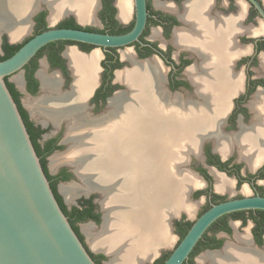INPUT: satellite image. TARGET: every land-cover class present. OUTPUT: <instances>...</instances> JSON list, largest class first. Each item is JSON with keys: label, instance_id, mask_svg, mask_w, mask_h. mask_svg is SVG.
<instances>
[{"label": "flooded vegetation", "instance_id": "1", "mask_svg": "<svg viewBox=\"0 0 264 264\" xmlns=\"http://www.w3.org/2000/svg\"><path fill=\"white\" fill-rule=\"evenodd\" d=\"M255 1L264 10V0ZM147 12L146 28L139 41L128 47L99 48L87 44L90 47L87 51L82 43L59 41L64 43L55 42L56 45L52 48L47 47L50 44L47 45L31 60L33 64L29 63L31 69L36 65L32 72V77L37 82L34 89L30 87L26 67L18 88L8 77V81L14 86L18 103L31 125L30 135L44 170L60 203L66 207L72 226L93 256H104V259H94L98 264H105L107 256L103 252H93L83 228L89 223L101 225L99 199L102 194L94 192L90 196L86 195L87 187L78 178L74 165L61 161L52 167L51 163L53 158L67 152L69 132H81L83 135V132L88 131L93 136L106 126H114L115 129L124 126L120 124L124 119L128 127L134 126L133 119L138 114H134L133 108H141L142 100L139 98V102L131 96V90L120 75L130 70L135 61L155 64L154 70H151L155 80L154 89L159 90V95L160 91L164 95L169 94L170 104L177 99V109L183 113L189 110L197 113L200 109L211 113L215 109L219 111L216 131L208 133L199 142L202 145L200 155L191 156L192 160L188 165V168L198 173L196 177L200 181V186L194 189L190 200L198 203V208H202L193 215L180 211V216L176 214L172 217L170 227L171 231L175 229L178 233V242L162 259L166 261L170 257L193 224L213 205L245 198H264V16L256 3L254 0H147ZM50 15V10L43 5L33 17L31 37L44 28H61V25L71 20L79 27L112 35L126 34L136 23L135 6L132 4L129 17L123 20L120 17L119 0H101V7L93 23L102 27L82 26L73 13L50 24ZM184 34L188 42L177 43V36ZM4 41L10 45H18L25 40L18 44H11L9 39ZM4 41L0 55L4 54ZM70 49L83 56L94 53L100 55L96 83L84 102L76 104L71 110L67 109L64 117L61 114L58 117L56 112L47 107L43 108L39 117L34 116L28 106H25L22 94H39L37 99L41 96L43 89L39 67H43L44 59L47 62L46 68L61 79L62 89L69 91L74 82L66 56ZM217 50L218 54L227 53L223 68L218 66V78L212 79L211 84L198 81L206 75L203 64L214 65L217 62ZM125 52L131 53L132 58L125 57ZM121 111L125 112L120 113ZM121 133L120 136L125 138ZM224 146L226 149L223 150ZM217 179L223 182V186H218ZM65 186H75L78 191L75 196L79 197L77 202L71 200L70 206L61 189ZM99 189L95 183L89 187V190ZM87 200L91 202L92 214L98 215L100 222L94 218L82 220L72 211L75 208H89L85 203ZM227 245L248 254H251V250L264 252V209L238 210L220 217L206 231L185 264H196V257L200 255L197 260L199 264L203 256L221 253ZM260 264H264V261L261 260Z\"/></svg>", "mask_w": 264, "mask_h": 264}, {"label": "bare ground", "instance_id": "2", "mask_svg": "<svg viewBox=\"0 0 264 264\" xmlns=\"http://www.w3.org/2000/svg\"><path fill=\"white\" fill-rule=\"evenodd\" d=\"M44 1L51 9V20L65 16L68 12L77 14L80 21L92 19L89 7L93 0ZM35 2L36 0L1 1L0 29H6L11 40L19 39L29 29V13ZM129 4L128 0H119L120 17L123 20L129 16ZM187 42L185 34L177 36V43ZM226 54H218L217 50V62L214 65L204 63L206 75L200 77L198 81L211 84L212 79L219 74L218 66L225 65ZM66 56L74 76L72 88L64 91L59 76L48 74L46 66L43 65L39 74L43 84L42 95L39 99L28 102L34 116H39L43 108L47 107L48 110L56 112L57 116L61 114L64 117L67 109L71 110L76 104L84 102L96 83L99 59L97 53L83 56L74 50H69ZM125 57L132 58L131 53L125 52ZM153 64H141L135 61L130 70L120 75L131 90V96L135 100L139 98L142 100L141 108L130 106L135 109L134 114H138L133 119L134 126L128 127L124 119V122L120 121L124 126L117 129L114 126L108 128L106 126L104 130L93 136L85 132L83 135L81 132H69L67 139L76 146L75 150L72 149L73 152H69L68 155L52 159L53 167L61 161L74 165L76 172L83 177L87 190L94 186V183L103 189L105 186L106 189H111L112 183L119 184L118 187L106 192L101 202L105 213V222L101 230L96 231L92 225L83 228L92 248L104 251L110 256L111 260L108 264H139L153 258L161 248L171 245L173 237L170 220L180 211H186L188 214L195 211L196 205L183 199V194L187 189L200 185V181L195 177L184 176L178 179L176 163L178 162V166L180 160L184 159V154L197 151L201 139L217 129L219 111L216 109L214 113L207 112L206 109L197 110V113L193 110L183 113L177 109V99L170 104L169 94L164 95L161 91L160 95L158 94L159 90L154 89L155 80L151 73L155 68ZM17 82L20 86L21 80L17 79ZM164 103H167V106H164ZM121 132L125 138L120 136ZM126 142L128 143L125 144ZM105 151L108 155L106 157L104 155L100 163L97 159H93L90 165L85 160L86 155L97 156L98 153ZM198 151H201L200 146ZM118 176H122L121 179ZM218 186H223L220 179ZM74 187L61 188L68 201L73 200L77 195V188ZM243 251L227 245L221 253L203 256L199 264L205 262L260 264L261 260L264 261V252L251 250V254H248Z\"/></svg>", "mask_w": 264, "mask_h": 264}, {"label": "water", "instance_id": "3", "mask_svg": "<svg viewBox=\"0 0 264 264\" xmlns=\"http://www.w3.org/2000/svg\"><path fill=\"white\" fill-rule=\"evenodd\" d=\"M94 1V17H97L101 0ZM254 2L264 16L262 7L255 0ZM132 4L136 9V23L126 34L112 35L84 29L53 27L38 33L13 56L0 61V264H97L60 205L6 78L20 73L19 78L23 80L24 68L51 43L69 41L99 48H123L139 41L147 24V0H133ZM43 5L50 10L44 0H36L29 13L31 26L33 17ZM69 14L71 13L65 16ZM54 23L50 21V24ZM2 33L8 36L11 44L20 42L27 35L26 33L21 39L13 41L6 29H0V35ZM1 44L2 41V51ZM43 65L47 66L45 59L42 61ZM85 133L88 134V131ZM200 147L202 149V145ZM103 153H98L97 156L86 155L85 160L90 165L93 159L100 163L104 155H108L106 151ZM193 155L196 154H191L180 169L189 176L196 177L198 173L188 168ZM77 176L85 183L83 177L79 174ZM121 177L118 176L119 179ZM112 184L111 189L119 185L117 182ZM99 188L85 190L86 195L99 192L103 199L106 192L111 191L106 186L104 189L100 186ZM195 188L186 190L185 194L190 198ZM244 209H264V198H245L213 205L193 224L164 264H185L214 222L223 215ZM101 213L102 228L105 222L102 205ZM181 213L177 215L180 216ZM106 255L110 261L109 255ZM156 256L139 264L152 263Z\"/></svg>", "mask_w": 264, "mask_h": 264}, {"label": "rangeland", "instance_id": "4", "mask_svg": "<svg viewBox=\"0 0 264 264\" xmlns=\"http://www.w3.org/2000/svg\"><path fill=\"white\" fill-rule=\"evenodd\" d=\"M92 1V0H91ZM128 2L130 3L129 5H130V11H129V15H130V13H131V0H128ZM92 4H91V6L89 7L90 8V16H92L91 18V20H89V21H80L79 20V18H78V16H77V14H75L74 12H68V13H73V14H75L76 16H77V18H78V24H80V25H82V26H98V27H102V25H100V24H94L93 23V21H95V17H94V10H95V1L93 0V2H91ZM133 3V2H132ZM49 6V5H48ZM50 8V7H49ZM120 8V7H119ZM50 13H51V9H50ZM67 13V14H68ZM66 15V14H65ZM64 16V15H63ZM63 16H60L59 18H61V17H63ZM129 17V16H128ZM59 18H57V19H55V20H51V22H54V21H56V20H58ZM50 19H51V15H50ZM59 23V22H58ZM57 23V24H58ZM56 24V25H57ZM33 31V29H31V27H30V21H29V30H28V32H27V35L20 41V42H23L24 40H26V39H28L29 37H31V35H32V32ZM26 34V33H25ZM23 36V35H22ZM21 36V37H22ZM21 37L19 38V39H21ZM0 38H1V40H0V43H1V41L3 42L4 40H8V37H7V35L5 34V33H2L1 35H0ZM18 39V40H19ZM20 42H17V43H13V44H18V43H20ZM70 50H74V49H70ZM74 51H76V50H74ZM77 52V51H76ZM0 53H2V51L0 50ZM98 54V53H97ZM99 55V54H98ZM100 56V55H99ZM45 58V56L44 57H41V59H40V61L41 60H43ZM42 68L43 67H39V74H40V72L42 71ZM46 68V67H45ZM47 69V68H46ZM47 72H48V74H50V75H52V74H54V72H52V70H48L47 69ZM20 76V73H18V74H16V75H13V76H11L10 77V80H11V82L12 83H14L16 86H17V88H18V82H17V79H19L18 77ZM21 80V79H20ZM21 86V85H20ZM42 95V94H41ZM22 99H23V102H24V104H25V106L27 107L28 106V102H33V101H35V99H37L38 98V96H39V94L38 95H34V96H26V95H23L22 94ZM41 97V96H40ZM39 97V98H40ZM27 101V102H26ZM28 108H29V106H28ZM39 117V116H38ZM68 136H69V133H68ZM203 139H201V141H202ZM69 141V140H68ZM200 141V142H201ZM199 146L200 145H197V151H193V152H190V153H186V154H184L185 155V157H184V159H182V160H180V163L178 164V166H177V163H176V168H177V171H176V175H178L177 177H179L178 179H181V178H183L184 176H189L187 173H185L182 169H180V166L181 165H183V163H185L186 161H187V159H189V156L191 155V154H196V155H200V152L198 151V149H199ZM68 149H67V152H65V153H63L61 156H65V155H68V154H70V153H72L74 150H75V148H76V146H73V144H69L68 145V147H67ZM73 149V151H71ZM70 152V153H69ZM58 157H60V156H58ZM51 165H52V163H51ZM53 167V166H52ZM191 177H194V176H191ZM197 178V177H196ZM198 179V178H197ZM200 186V185H199ZM84 187H86L85 185H84ZM190 189V188H189ZM189 189H187V190H189ZM183 194V193H182ZM184 197H183V199H187V200H189L191 203H194V202H192L191 200H190V198L185 194V192H184ZM78 198L79 197H75L74 199H73V201L74 202H77V200H78ZM102 200H104V198L103 199H99V202L101 203L102 202ZM67 202H68V206H70V201H68L67 200ZM195 205H196V209H195V211L193 212V213H195L196 211L198 212L201 208H202V206L200 207V208H198V203H194ZM102 205V204H101ZM198 209V210H197ZM104 211V210H103ZM186 212V211H185ZM196 212V213H197ZM193 213L192 214H189V215H193ZM170 223H171V220H170ZM90 225H92L95 229H96V231H99V230H101L100 228H101V225H98V226H96L95 224H93V223H89ZM87 226V225H86ZM170 230H171V227H170ZM84 231V230H83ZM173 232V233H172ZM85 233V232H84ZM171 233H172V237H173V241H172V243H171V245H169V246H167V247H163V248H161L160 249V251L158 252V254H157V256H156V258L152 261V263L151 264H155L156 262H158L160 259H162V257L165 255V254H167V253H169V252H171L174 248H175V246H176V244H177V242H178V233L176 232V230L175 229H173L172 231H171ZM85 236H86V239H87V242H88V244H89V246L91 247V249L93 250V252H95V253H99V254H105L106 255V253L104 252V251H101V250H95V249H93L92 248V246H91V244L89 243V241H88V237H87V235H86V233H85ZM103 252V253H102ZM107 256V255H106ZM110 257V256H109ZM199 257H200V255L199 256H197L196 257V260H195V263L197 264V260L199 259ZM110 260H111V258H110ZM109 258L107 257V260L105 261V264H108L109 262ZM200 261V260H199ZM204 264V263H203Z\"/></svg>", "mask_w": 264, "mask_h": 264}, {"label": "trees", "instance_id": "5", "mask_svg": "<svg viewBox=\"0 0 264 264\" xmlns=\"http://www.w3.org/2000/svg\"><path fill=\"white\" fill-rule=\"evenodd\" d=\"M61 28H75V29H84V30H87V31H93L92 29H89V28H82V27H79V26H77L72 20L71 21H69V22H66L65 24H63V25H61ZM45 30H47V28H44V29H42V30H40V32H38V33H41V32H43V31H45ZM99 32H101V31H99ZM38 33H36L35 35H37ZM102 33H104V32H102ZM34 35V36H35ZM34 36H32V37H30V38H28V39H26L23 43H21V44H18V45H10V44H8L6 41H4V45H3V51H4V54L3 55H0V61H3V60H5V59H8V58H10L11 56H13L24 44H26L31 38H33ZM59 43H64V42H59ZM55 45H56V43H52V44H50L49 46H47V47H50V48H52V47H55ZM82 45H85L86 47H87V51L90 49V47L87 45V44H82ZM45 48H43L42 50H41V52L44 50ZM31 64H33V62L31 61ZM31 64H28L27 66H26V69H27V71H28V73H27V77H28V81H29V84H30V87H32L33 89H34V86L37 84V82L33 79V77H32V72L36 69V65L34 66V68L33 69H31V67H30V65ZM36 64V63H35ZM6 80H7V83H8V86H9V88H10V90H11V92H12V94H13V96H14V98H15V100H16V102L18 103V99H17V94L15 93V89H14V86H13V84H11L9 81H8V78H6ZM18 105H19V103H18ZM19 108H20V111H21V113H22V115H23V118H24V120H25V122H26V125H27V128H28V131H29V133L31 132V125H30V123H29V121H28V119H27V117H26V115H25V113H24V111H23V109H22V107L19 105ZM57 196V198H58V200H59V202H60V199H59V197H58V195H56ZM87 205H91V202L89 201V200H87L86 202H85ZM60 205H61V207H62V209L64 210V212L66 213V215L68 214V211H67V209H66V207L65 206H63L61 203H60ZM84 205V204H83ZM73 212H75L77 215H79L80 217H81V219L82 220H84V219H89V218H94L97 222H100V218H99V216L98 215H93L92 214V206H90L89 208L87 207V208H84L83 210H81V209H78V208H75L74 210H72ZM92 255V254H91ZM169 256V255H168ZM168 256H166V259L168 258ZM92 257L94 258V259H97V258H101V259H104V256H93L92 255ZM164 259H161V260H159L158 262H156L155 264H164ZM97 264H98V262H96Z\"/></svg>", "mask_w": 264, "mask_h": 264}, {"label": "crops", "instance_id": "6", "mask_svg": "<svg viewBox=\"0 0 264 264\" xmlns=\"http://www.w3.org/2000/svg\"><path fill=\"white\" fill-rule=\"evenodd\" d=\"M28 30H29V29H28ZM28 30H27V32H28ZM27 32H26V33H27ZM24 34H25V33H24ZM24 34H23V35H24ZM17 40H18V39H17ZM166 247H167V246H166Z\"/></svg>", "mask_w": 264, "mask_h": 264}]
</instances>
